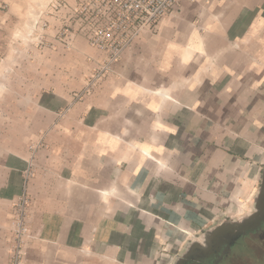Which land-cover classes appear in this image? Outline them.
Returning a JSON list of instances; mask_svg holds the SVG:
<instances>
[{"label": "crops", "instance_id": "crops-1", "mask_svg": "<svg viewBox=\"0 0 264 264\" xmlns=\"http://www.w3.org/2000/svg\"><path fill=\"white\" fill-rule=\"evenodd\" d=\"M43 1L0 0V43ZM70 44L51 38L47 65L12 87L30 93L15 100L16 131L0 129V264L30 144L22 264H175L192 240L252 211L264 0H178L92 84L105 53L81 36Z\"/></svg>", "mask_w": 264, "mask_h": 264}, {"label": "built area", "instance_id": "built-area-1", "mask_svg": "<svg viewBox=\"0 0 264 264\" xmlns=\"http://www.w3.org/2000/svg\"><path fill=\"white\" fill-rule=\"evenodd\" d=\"M178 0H49L50 10H64L63 30L54 37L65 46L71 45L76 36L83 37L90 46L105 53L106 59L90 80L92 84L111 68L123 50L143 32L156 31L158 20L169 13ZM44 9L38 10L33 20L36 39L42 42L47 21L41 20ZM37 144H30V158L23 170L24 190L13 202L11 221L12 245L10 264H22L23 250L28 236L27 214L29 198L26 184L33 175Z\"/></svg>", "mask_w": 264, "mask_h": 264}, {"label": "rangeland", "instance_id": "rangeland-1", "mask_svg": "<svg viewBox=\"0 0 264 264\" xmlns=\"http://www.w3.org/2000/svg\"><path fill=\"white\" fill-rule=\"evenodd\" d=\"M48 2L49 0L42 2L39 9L35 11L34 17L26 26L14 28L11 33V30L5 32L8 40L0 43V50L6 51L8 56L7 58H5V55L0 56V129L8 133L16 131L20 126L15 119L19 109L14 105L15 100L20 99L26 93H30L29 90L15 91L12 87L15 88L22 83L30 82L33 62L36 65L38 62L40 66L47 65L46 52L51 47V38L54 37L53 35L57 30L62 31L65 24L64 10H50L49 5H47ZM42 9H44V12L41 15V20L47 21L49 27L44 29L42 42H38L35 38L38 31L34 29L31 32V30L38 10ZM1 67L5 68L7 72L10 71V68H21L22 74L13 73L6 76L4 75L5 70H2ZM6 80L7 85L2 86L4 84L2 82H6ZM20 110L22 109L20 108Z\"/></svg>", "mask_w": 264, "mask_h": 264}, {"label": "flooded vegetation", "instance_id": "flooded-vegetation-1", "mask_svg": "<svg viewBox=\"0 0 264 264\" xmlns=\"http://www.w3.org/2000/svg\"><path fill=\"white\" fill-rule=\"evenodd\" d=\"M209 231L202 234L199 248L187 255L182 264H264V220L238 236L224 234L207 241Z\"/></svg>", "mask_w": 264, "mask_h": 264}, {"label": "water", "instance_id": "water-1", "mask_svg": "<svg viewBox=\"0 0 264 264\" xmlns=\"http://www.w3.org/2000/svg\"><path fill=\"white\" fill-rule=\"evenodd\" d=\"M264 220V170L262 173V179L260 182V187L255 196L252 211L247 214L237 218V219H225L219 224H217L213 230L209 231L206 239L207 241L216 236H221L228 234L230 236H238L241 233L246 232L247 230H252L261 225ZM199 241L192 240L190 242V248L186 250L181 256L177 258L175 264H182L187 255L193 252L195 249L199 248Z\"/></svg>", "mask_w": 264, "mask_h": 264}]
</instances>
